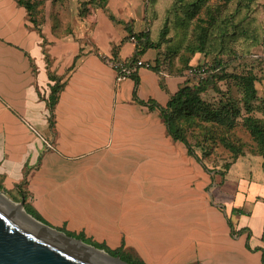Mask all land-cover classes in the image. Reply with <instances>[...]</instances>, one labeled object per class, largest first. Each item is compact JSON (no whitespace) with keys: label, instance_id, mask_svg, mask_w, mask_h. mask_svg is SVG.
Masks as SVG:
<instances>
[{"label":"crops","instance_id":"0c3cea01","mask_svg":"<svg viewBox=\"0 0 264 264\" xmlns=\"http://www.w3.org/2000/svg\"><path fill=\"white\" fill-rule=\"evenodd\" d=\"M112 1L56 35L47 21L36 29L16 0H0L3 184L13 189L26 169L27 202L43 217L145 264H264V171L238 165L246 154L224 174L174 169L189 156L157 106L186 72L141 67L117 84L109 61L129 64L139 30ZM155 55L148 48L140 58ZM49 72L64 81L52 123Z\"/></svg>","mask_w":264,"mask_h":264},{"label":"rangeland","instance_id":"374dc122","mask_svg":"<svg viewBox=\"0 0 264 264\" xmlns=\"http://www.w3.org/2000/svg\"><path fill=\"white\" fill-rule=\"evenodd\" d=\"M31 1L37 3L32 16L39 24L44 21L49 22L56 35H66L76 28H81L86 16L91 13V9L97 8L94 3L86 4L88 0ZM122 1L125 3V9L120 5H116L118 9L116 12L117 14L125 12L127 15L134 17L130 19L129 24L136 31L148 30L151 38L157 40L161 29L166 25L168 33L159 48V60L164 62L163 65L166 68L186 72L190 66L211 65L217 57L230 60L222 73V79L216 80L215 86L203 92L201 97L213 106H220L230 102L236 104L239 113L233 117L234 126L226 137L231 141V144L241 148V155L246 154L244 160L238 162V165L246 164L247 168L253 169L255 175H262L264 171L263 160L257 153L256 141L251 137L244 125V118L249 114L264 122V0H253L249 4L250 8L248 10L238 9V7L240 8L238 0H230L228 3H225L224 0H204L200 8L195 11L190 9V4L193 0ZM105 6L107 8V3ZM85 7H88L89 11L82 15L81 9ZM110 8L115 12L111 4ZM237 9L238 12L235 13ZM187 11H189L190 15H187ZM240 16H243V18L239 19L238 17ZM212 17L215 19V23ZM226 17L235 22V27L229 26L225 41L224 39L221 41L222 46L219 48L214 47L213 50L208 52H196L192 55L190 47L198 43L199 28L201 26L205 29L208 27L209 31L212 28H219V30L226 28V23L224 22ZM122 19L121 16L120 19L115 17L113 22L123 24ZM211 23L212 27L209 26ZM217 24L218 26L221 24V26L218 27ZM214 35L216 37L219 35L218 30L214 31ZM127 45L132 44L128 43ZM215 45L217 44L215 43ZM241 78L244 79L243 81L252 78L256 89V98L251 102L252 107L249 112L243 106ZM189 82L194 83L196 81L191 76L189 77ZM186 138L195 153L201 158L206 169H227L226 163H231L232 153L222 145L218 136H216L214 141H209L204 146V149L196 146V141H202L204 138L203 132L198 128H193L192 130L187 128ZM188 156V163H182L181 158H175L174 169H204L193 156ZM5 189L9 191H5ZM5 189H0V192L19 204L21 199L16 190H10L6 187ZM30 206L35 209L32 205ZM39 215L44 220V222H40L63 233L71 232L74 235L82 233L81 236L84 234L82 231H70L65 224L56 226L40 213Z\"/></svg>","mask_w":264,"mask_h":264},{"label":"trees","instance_id":"16d2710c","mask_svg":"<svg viewBox=\"0 0 264 264\" xmlns=\"http://www.w3.org/2000/svg\"><path fill=\"white\" fill-rule=\"evenodd\" d=\"M17 3L21 6H23L30 18V21L34 24L35 28L40 31L39 22L32 16L35 12V9L37 7V3L35 1L31 0H16ZM204 0H193L190 4V9H193L194 11L199 9L200 6L203 4ZM253 0H238V4L240 8L238 9L245 10L250 8V3H252ZM225 3L230 2V0H224ZM95 4L97 8H106L107 0H88L86 1V4ZM238 9L235 11L238 12ZM89 11L88 7L81 9V14L84 15ZM211 14V13H210ZM209 14V15H210ZM240 14V13H239ZM187 15H190L189 11H187ZM238 16V13H237ZM109 18L114 21L115 17L112 14H109ZM239 19L243 18V16L238 17ZM214 23L215 19L212 17ZM226 23V28H222L219 30V28H212L211 31H209L208 27L205 29L203 26L199 28L198 32V43L194 44V46L190 47V53L193 55L196 52H208L213 50L214 47H221L222 43L221 41L225 38L228 34L229 26L231 25L235 27V22L226 17L224 20ZM209 26H213L212 23ZM218 26V24H217ZM221 26V24H219ZM218 26V27H219ZM218 30L217 37L214 35V31ZM129 32L131 33L132 30L130 29ZM222 32V34H221ZM168 33L166 25L161 29L159 33V37L157 40H153L151 36L149 35L148 30H141L137 33H135L133 36L136 38V44H135V51L130 56V58L127 60V63H131L136 59H139L141 55L147 50L148 48H152L155 50L156 55L155 58L151 61H148L150 63V68L156 69L158 67H161L164 62H161L159 60L160 58V45L164 42L166 35ZM217 40V41H216ZM215 43L217 45H215ZM48 57V55L46 54ZM80 56L78 54L75 57V60ZM264 61V58H263ZM230 62L229 59L224 60L222 58H215L213 60V63L211 65H208V69L206 74L203 78L197 79L195 77L194 80L196 82L191 83L189 82V77L187 75V79L185 82L179 86L177 91L172 94L166 105L164 107H158L161 118L163 119V122L165 123L166 129L168 134L173 138L175 141L182 142L186 149L187 153L190 156H193L198 163L201 164V166L205 170V165L202 163L201 158L195 153L192 145L186 138V129L190 128L191 130L193 128H198L200 131L203 132L204 138L203 140L196 141V146L200 147L201 149H204V146L209 143V141H214L216 139V136L220 138V141L222 145L231 151L232 153V160L231 163L234 162L241 154L242 150L240 147H236L234 144H231V141L227 139V133L231 132L233 126H234V119L233 117L239 113L238 107L233 102L222 104L220 106H213L209 103H207L202 97L201 94L205 91H207L209 88L215 86L216 80H221L223 75L222 73L225 70V67ZM205 65V64H201ZM200 66V65H196ZM189 68V67H188ZM49 78L53 81V84L50 85V92L47 98V107L49 109V121L52 123V111L53 106L55 105L58 94L60 90L62 89L64 85V81H61L62 78L54 75L53 73L49 72ZM242 82L243 87V106L247 112L250 111L252 107V101L256 98V89L254 87L253 79L250 78L248 80L243 81L244 79H240ZM149 106L153 107L157 104L153 101L147 102ZM244 125L246 129L249 131L251 137L256 141L257 148H258V155H260L263 159L264 163V122L258 118H255L251 115H247L244 118ZM231 163H226V168L229 169V166ZM227 169H219V172L224 174V172ZM213 170V169H212ZM27 171L24 174L23 179L16 183L13 190L15 189L16 192L19 194L20 199H24V209L25 211L30 214L35 219L44 222L42 217L39 215V213L33 209L30 204L27 202V190L24 189V186L27 184ZM0 189H5L3 184V176L0 175ZM11 190V189H10ZM5 191H9L5 189ZM66 231V230H64ZM67 235L72 236L77 239H81L83 242L88 243L98 249H102L105 252H107L111 256H118L121 260L125 261L128 264H145L143 261H141L139 258H137L132 253H129L125 251L122 246L111 249L108 246H106L103 243H98L96 241H93L90 238H87L82 233L78 235H74L71 232H65Z\"/></svg>","mask_w":264,"mask_h":264},{"label":"water","instance_id":"95a60500","mask_svg":"<svg viewBox=\"0 0 264 264\" xmlns=\"http://www.w3.org/2000/svg\"><path fill=\"white\" fill-rule=\"evenodd\" d=\"M19 205L24 209L23 198ZM40 223L24 221L0 201V264H115L95 253L102 249Z\"/></svg>","mask_w":264,"mask_h":264},{"label":"built area","instance_id":"2783aa9c","mask_svg":"<svg viewBox=\"0 0 264 264\" xmlns=\"http://www.w3.org/2000/svg\"><path fill=\"white\" fill-rule=\"evenodd\" d=\"M132 40H135L134 37H131ZM109 63L116 68L115 72V82L118 84L134 74L139 68L145 67L150 68V63L148 61H145L141 58L134 60L133 62L129 64H124L121 62H114L109 61ZM208 69V65H200V66H190L186 70V75L195 77L197 79H201L204 77Z\"/></svg>","mask_w":264,"mask_h":264},{"label":"bare ground","instance_id":"6f19581e","mask_svg":"<svg viewBox=\"0 0 264 264\" xmlns=\"http://www.w3.org/2000/svg\"><path fill=\"white\" fill-rule=\"evenodd\" d=\"M0 201L6 204L7 208L11 210L13 213H15L19 218L23 219L24 221H27L28 223H33L35 225H41L40 222H38L36 219H34L31 215H28L25 210L17 203L9 199L6 195H4L2 192H0ZM95 253L104 259L110 260L115 264H124L118 259L111 258L107 253H105L102 250L95 251Z\"/></svg>","mask_w":264,"mask_h":264}]
</instances>
